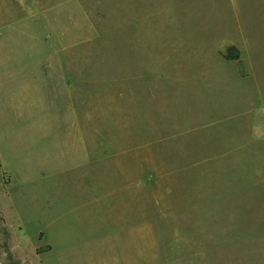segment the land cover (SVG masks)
Returning <instances> with one entry per match:
<instances>
[{"label": "rangeland", "instance_id": "374dc122", "mask_svg": "<svg viewBox=\"0 0 264 264\" xmlns=\"http://www.w3.org/2000/svg\"><path fill=\"white\" fill-rule=\"evenodd\" d=\"M0 264H264V0H0Z\"/></svg>", "mask_w": 264, "mask_h": 264}]
</instances>
